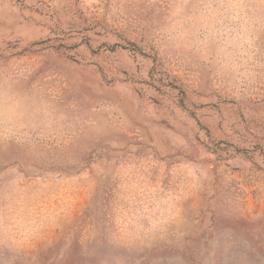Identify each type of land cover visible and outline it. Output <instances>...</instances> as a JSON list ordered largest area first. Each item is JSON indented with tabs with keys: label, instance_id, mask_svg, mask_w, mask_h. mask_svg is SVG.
Wrapping results in <instances>:
<instances>
[{
	"label": "rangeland",
	"instance_id": "rangeland-1",
	"mask_svg": "<svg viewBox=\"0 0 264 264\" xmlns=\"http://www.w3.org/2000/svg\"><path fill=\"white\" fill-rule=\"evenodd\" d=\"M0 264H264V0H0Z\"/></svg>",
	"mask_w": 264,
	"mask_h": 264
}]
</instances>
